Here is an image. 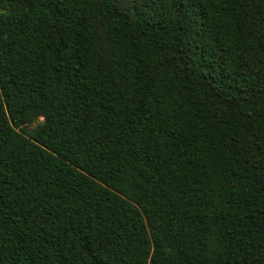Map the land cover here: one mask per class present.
<instances>
[{"label": "trees", "instance_id": "trees-1", "mask_svg": "<svg viewBox=\"0 0 264 264\" xmlns=\"http://www.w3.org/2000/svg\"><path fill=\"white\" fill-rule=\"evenodd\" d=\"M0 264H264V0H0Z\"/></svg>", "mask_w": 264, "mask_h": 264}, {"label": "rangeland", "instance_id": "rangeland-1", "mask_svg": "<svg viewBox=\"0 0 264 264\" xmlns=\"http://www.w3.org/2000/svg\"><path fill=\"white\" fill-rule=\"evenodd\" d=\"M42 121H43V119L40 117V118L34 120V121L31 122V123L24 124L23 127H24V129H25L26 131L31 132V131H33V129H34L37 125H39L40 123H42Z\"/></svg>", "mask_w": 264, "mask_h": 264}]
</instances>
